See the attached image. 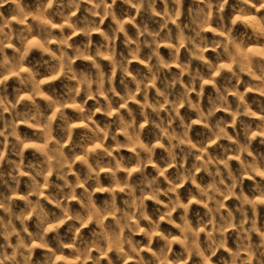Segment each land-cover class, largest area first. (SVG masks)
I'll return each instance as SVG.
<instances>
[{
  "label": "clouds",
  "instance_id": "clouds-1",
  "mask_svg": "<svg viewBox=\"0 0 264 264\" xmlns=\"http://www.w3.org/2000/svg\"><path fill=\"white\" fill-rule=\"evenodd\" d=\"M57 0H41V5L38 8L39 17H33L34 21L38 18L44 17L49 9ZM84 0H68V7L78 11L80 9L81 3ZM123 3L129 5L131 8L135 9V15L132 16V20L136 19V16H139L141 10L144 8L145 4H148V9L152 16H159L160 13L155 9L156 0H122ZM207 4L208 11H205L203 8L199 10V20L197 22V30L195 31V38L189 37L188 42L192 44V49H190V55L193 58L204 61L203 53L208 49L209 46L213 50L222 49V52L217 53L218 59H226L227 63H232L235 60L238 71L244 72L246 68L244 67L243 60L239 57V49L237 47L236 38L232 37V33L237 25L238 17H250L248 21L242 23V28L248 29L251 32V35L254 37L255 42L264 46V16H260L262 10H264V0H236V5L233 7L232 14L228 18L227 25L223 24V11L225 5L228 4V0H217L216 8L217 11L221 14V23L223 31L219 33L221 37H224V34L227 33V38H222L219 40H213L209 43L207 37L202 34L207 30L208 24L212 18V0H201ZM7 3H13L16 5L18 14L23 16V9L20 8L19 0H0V6H3ZM87 3L92 5V7L86 9L93 17L97 15V10L102 9L103 15L101 16V23L104 18L111 16L112 22L115 27L112 28V35L108 36L102 34L103 39L108 42L110 47H106L103 51L98 46L95 51L96 58H104L106 52H111L113 59L110 62L111 66V75L105 76V73L101 69L100 65L96 63L95 60L92 61V67L97 70L96 78L92 79L89 76L80 74L79 78L75 72L72 70V59L73 57L67 56V50L61 48L60 55L57 56L56 53H51L52 60L56 61L55 67L49 69V74L54 75L59 71V68L62 63H67V72L65 73L68 80H75L77 82L76 87H69L68 93L70 98L73 100L75 97L80 95L81 86L84 87L85 95L88 98H91L95 95L96 104L98 105L92 112L85 114L83 108H79L78 112L80 119L91 120L92 116L96 112H103L111 120L113 116V105L111 100L105 97V103L100 104L99 97L105 96V93H111L114 97H119L120 108L126 107L129 100H135L136 95L140 92H143V101L144 103L140 106L141 111L140 115L143 118V122L140 124L136 123V117L133 115L132 111L128 110V115L131 118L126 121L123 115H117V118L113 123L115 124V131H112L113 124H106L103 129L98 125H94L89 131L93 133V138L90 141L91 145H95L97 142L103 143L111 134V139L114 142V147H110L107 150H104L103 155L107 157H112V160L109 164H104L98 158L95 161V167L89 163L88 159H82L83 165L86 167V175L84 180H81L80 176H76V181L73 184L69 181L68 176L72 173V165L76 162L79 155L78 153H73L71 159L64 154L65 144L57 142L54 146L48 148L47 150L41 149V154L44 157V163L38 169L34 165H29L35 172V175L21 171L23 165V156H24V141L16 134L15 125H9L11 127V132L9 135L15 136L18 142V150L16 155L20 157V163L15 161H9L13 165V172L9 173L10 178L19 186L20 177L28 175L34 186L33 191L39 197L42 187L44 185H50V175L54 172L57 180L62 181V185L57 184L56 187L63 194L62 200H57L56 205L60 209V215L50 217L49 214L44 210L43 206L40 204L39 199L35 202L27 200V209L19 215H14L11 211L12 196L5 197L3 200H0V208H3L10 217L5 222V220L0 217V238H3L4 243L0 244V264H32L33 260V250L37 245L34 244V241H40L39 246L42 248H48L47 236L49 232L53 229L49 227L51 224H55L57 227L63 223L71 220L72 223L69 225V231L73 234V239L70 244H66L64 240L60 237L59 232H57V249L52 250L48 249V254L44 258L43 264H57L56 257L58 254H62L66 248H71L72 252L76 256L84 257V260L87 261L90 256L91 250L93 247H96L98 250L101 249L103 244V250L101 254L93 258L92 264H101L102 257L106 252L115 247L118 255L123 262L127 264V259L129 255H134L137 258V264H161L162 260H168V252L172 248L173 238L171 234L168 236L160 235V239L164 242L163 248L160 250L159 254L153 253V261L146 262L142 256L139 255L138 249H140L139 244H134L131 237L125 238L121 242L120 236L124 229H128L132 234L138 232L139 226L133 223V217L144 219L149 221L151 228L148 232L145 233V237L148 241V247L150 248L153 242V235H159L160 221L168 219L171 222L172 213L177 209L183 210V215L181 220L183 221V227H180V234L183 236L182 247L184 253L186 254L183 258L177 257L171 264H188V260L195 255L200 259V264H207V261L210 260L213 256L216 255V252L219 248L224 247L226 241V232L232 227L237 229V237L239 244L235 252H229L231 257L230 260H225L224 264H264V232H261L257 229L255 220L252 221L250 227L245 225L248 223V210L251 209L253 215L255 216L257 211L258 204L264 203V190L259 191V198L253 197L249 199L243 193V183L246 177L254 178L259 177L260 180L264 181V156L258 158L250 150L253 142L259 137V142L264 144V119L257 125L256 129H252L250 126L245 130V142L240 143L238 140L233 141V138L229 136L226 129L229 127V123L223 118L218 119L214 126L209 124V121L215 114L223 109L224 111L231 112L232 121L231 125L234 127L238 116H252L254 113L248 111L247 105L243 103V94L233 93L232 89L225 87L223 91L220 88H215L217 93L215 101L209 98L210 107L207 112L201 108L199 103H193L189 98L190 92L195 90L197 83H199L200 92L197 93L200 96L203 93L204 86L208 83L212 76H214L221 68V64L216 65L208 64L210 69V76L206 80L205 77L199 72L191 73L189 72L191 83L188 86H183L182 78L185 74L184 69L181 70L179 76H173L171 80L164 82V89H156V99L152 103L149 101V89L155 87L157 79L162 70L170 69L171 63L165 62V60L160 56L159 47L160 40L171 39V34L169 33L166 37H160V33H153L149 31L148 25L145 24L143 28H140L137 25L134 27L137 28V37L133 41L125 31L124 25L129 21L126 19H118L115 11L113 10V5L116 4V0H112L111 4L107 3V0H87ZM164 3V17L165 23L161 26V30L167 27V23L171 20L175 23V20L172 19V16H180V6L182 0H172V3L176 5L174 13L170 14L168 9V0H163ZM75 15V12H72L70 15L63 17L65 20H70L71 17ZM259 17V18H258ZM8 22L6 21L5 24ZM20 23L23 24L24 20L21 19ZM71 27V25H69ZM41 35L44 37L45 42L52 37V28L55 25H52L49 21L40 19ZM100 25L96 23L95 20H85V26L80 28L79 31L83 32L87 38V43L85 49L89 51V59H91V48H92V33L99 31ZM179 28V25H177ZM75 31V29H73ZM27 33V35L25 34ZM32 29L28 27L24 31L20 32L17 36L20 44L25 51L21 49H16L19 53V57L15 60V64L9 62L7 56H4L0 60V86L6 88L7 81V71L12 67H15L19 70L23 64V61L26 58V50L28 48V40L31 36ZM120 33H124L125 36V46L129 50V56L122 57L120 60H116L115 52V41L118 39ZM141 37L146 39L141 40ZM160 37L158 40L157 38ZM13 36L10 32H5L4 27L0 26V54L4 53L5 48L11 46V40ZM71 36L63 37L60 41L61 45H69V40ZM178 44L175 46V51L173 53L174 59L178 56L180 46L185 42V38L182 35L177 37ZM135 44V48H132L131 45ZM144 45L152 50L151 55L147 58L148 64L146 65L148 75H145L141 78L132 76L130 72L131 61L137 59L141 51V45ZM170 48L173 46L170 45ZM48 52L47 49L44 50L43 54ZM76 57H84V52L80 50L79 47L74 49ZM155 60V63L152 61ZM48 62L45 61V64ZM143 63V62H142ZM205 63H207L205 61ZM122 74L121 84L124 86V95H121L116 91V88L111 86L113 78L117 72ZM231 71V69H229ZM262 75H264V68L261 69ZM233 77L237 79V87H239V75L237 72L232 73ZM132 77V82L135 84V89L128 88L125 83L127 77ZM19 83L29 88L30 91L35 93V87L38 81L35 79L34 74L29 71L27 74L23 75L19 79ZM108 84L109 87L105 88V84ZM177 83H181L183 91L175 95V98L172 99L173 91ZM93 84L95 85V92L93 93ZM264 88V85L261 86ZM235 95L237 99V104L233 110L231 105L228 102L229 95ZM34 103V102H33ZM188 105L189 111H195L197 119H193L190 122L186 123L184 119L180 116V108L184 104ZM84 104H87V99H85ZM49 108L52 112H55V104L50 103ZM151 110V113L148 110ZM7 111V108L3 109ZM167 112V120L160 118L151 119V114H154L156 117H161V112ZM19 116L20 114L17 113ZM61 119L63 120L62 131L66 134V139L68 142L71 141L74 129V122L70 121L68 117L61 113ZM2 116V113H0ZM179 120V126L181 131L177 132L175 128H171L170 125ZM199 121L204 122V126L208 128L210 136L205 140L199 148L197 145L192 142L190 138V131L194 124ZM36 123L42 124L43 128L41 130V140L44 144H49L51 140V125L53 123L52 116H49L43 120H37ZM150 123L155 130L154 136L155 141L151 147L140 142V135L143 132L144 125ZM123 133L125 137V143H121L118 138L120 134ZM0 136H4L3 147L4 150L8 148V136L4 132H0ZM219 139H226L229 144H235V148L229 147L223 149V158L213 157L211 155H206L209 145L215 144ZM167 141V145L163 146L164 151L167 153L168 160L165 162L163 168H155L156 175L152 178H149L147 175L139 182V184H130V178L132 174V167L126 169L128 175L124 180H121L117 173L121 171V162L117 160L116 157L112 156V152L115 149L123 147H131L137 149L133 152L135 157V167L143 169L145 172L149 165L153 164V154L157 147V143L160 141ZM223 147V146H222ZM89 145H85L82 148V153L84 157H88ZM177 150H179V156L177 155ZM99 155L98 153H93ZM241 155L248 157L249 159L241 160ZM192 158L191 167H186L189 158ZM54 158V160H53ZM235 158L238 162L237 171H233L230 162ZM4 159L3 152H0V161ZM155 167V166H154ZM176 168L175 180H169L165 176V172L170 168ZM105 168H111L110 179L112 181V186L108 189H104L100 183V173ZM203 169L205 174L211 177V181L205 186L200 187L197 184L196 174L199 170ZM4 173L0 172V179H3ZM164 177L165 182L167 183L166 188H162L160 184V178ZM225 177L230 184L225 183ZM38 178H42L43 184L40 183ZM89 181H94L96 188L91 192L88 189H85L83 193L84 199L80 201L81 207L84 209V214L80 213H70L67 201L76 197V189L78 187H83L84 184H87ZM191 182V184L196 188V199L191 193L188 196V203H184L181 200L178 188L185 183ZM237 185L241 186V192L236 197L239 201V207L237 211L241 214L242 219L239 225H234V217L231 211H228L227 215L224 214V199L229 196H235V189ZM99 188L101 191H108L111 197V204L105 201V207L103 213L97 210L94 202L92 201V196L94 195L96 189ZM64 189L69 191L64 192ZM126 190L127 195L130 197L129 200H124L123 203L127 205L128 211H121L119 216L116 217L115 213L118 211L115 206L116 193L117 191L124 192ZM137 190H139V196H137ZM257 190H259V185H257ZM32 193L30 192V195ZM163 195L167 197L168 204H166L165 210L159 215L156 221H152L151 218L147 215L146 206L144 201L150 196L153 201L157 204L162 203L159 200V197ZM85 200L87 203H85ZM202 204L205 208V215L208 217L207 223L204 224V227L211 225V230L208 231L206 235V251L208 255H205V250L201 249L200 245V228L197 227L193 230L187 219L188 213L190 211L191 204L193 202ZM211 204V206H209ZM35 215L38 221L37 227L38 231L33 234L29 232L26 222L29 216ZM108 215L114 216V223L118 229L111 230L110 225H106L104 220ZM217 217L219 219L217 220ZM13 219L18 221L22 228L17 230ZM95 221L97 227L100 229L95 235L98 237L97 240H94L92 244H86L82 241L80 237L81 229L84 228L89 222ZM176 227L177 225H173ZM111 230V232H110ZM257 232L260 237V242L258 244H253L251 241V233ZM23 234H27V239H25ZM111 235V239L109 236ZM16 237V243L13 244L12 237ZM78 241L81 242V246L77 247ZM122 243L128 245V251L124 252L122 248ZM10 250V251H9ZM142 250V249H141ZM108 264H112L109 260Z\"/></svg>",
  "mask_w": 264,
  "mask_h": 264
},
{
  "label": "rangeland",
  "instance_id": "rangeland-1",
  "mask_svg": "<svg viewBox=\"0 0 264 264\" xmlns=\"http://www.w3.org/2000/svg\"><path fill=\"white\" fill-rule=\"evenodd\" d=\"M255 2V0H253ZM108 4L112 3V0H107ZM217 0H212V18L208 24L207 30L202 34L207 37L209 43L213 40H219L222 38H227V33L224 34V37L219 35L223 31L221 23V14L217 11L216 8ZM20 8L23 9V16L18 14V9L15 4L7 3L3 6H0V26L4 27L5 32H10L13 36L11 40V46L5 48L4 53L0 54V60L7 56L10 63L15 64V60L19 57V53L16 49L22 48L19 39L17 36L20 32L24 31L28 27H31L32 33L28 40V48L26 50V58L23 61V64L19 70L15 67H12L7 71V81L6 88L0 86V132H4L8 136V148L4 150L3 141L4 136H0V152H3L4 159L0 161V172L4 173L3 179H0V200H3L5 197L12 196L11 211L14 215H19L27 209V200L35 202L39 199L40 204L43 206L44 210L49 214L50 217L60 215V209L56 205L57 200L63 199V194L56 187L57 184L62 185V181L57 180L55 173L53 172L49 179L50 185H44L40 192L39 197L33 191L34 186L28 175L20 177L19 186L10 178L9 173L13 172V165L9 161H15L20 163V157L16 155L18 150V142L15 136L9 135L11 132V127L14 123L16 134L24 141V156H23V165L20 169L23 172L30 173L35 175V172L29 165H34L37 169L43 165L44 157L41 154V149L47 150L48 148L54 146L57 142L65 144L64 154L71 159L73 153L80 154L76 162L72 165V173L68 176V179L73 184L76 181V176L79 175L81 180H84L86 175V167L82 163V159H88L89 163L95 167V161L99 158L102 163L109 164L112 160V157H107L103 155L104 150L114 147V142L111 139V134L106 141L103 143L97 142L94 146L90 144V141L93 138V133L89 131L94 125H98L101 129L105 127L106 124H113L112 131H115V124L113 121L116 120L117 115H123L125 120L128 121L131 118L128 115V110L130 109L133 115L136 117V123L140 124L143 122V118L140 115L141 105L143 101V92H140L136 95L135 100H129L126 107L120 108L119 97L112 96L111 93H105V96L99 97L100 104L105 103V97L111 100L113 105V116L111 120L103 112H96L92 116L91 120L80 119L78 112L79 108H83L85 114L92 112L96 104V97L93 95L91 98L86 97L84 87L80 88V95L75 97L73 100L70 98L68 93L69 87H76L77 82L75 80H68L65 73L67 72V63H62L59 71L54 75L49 74V69L55 67L56 61L52 60L51 53H56L57 56L60 55L61 48L67 50V56L73 57L72 59V70L75 72L79 78L80 74L91 77L92 79L96 78L97 70L92 67V61L95 60L98 63L105 73V76L111 75V66L110 62L113 59L111 52H106L104 58H96L95 51L99 46L103 51L106 47H110L107 41L103 39L102 34L108 36L112 35V28L115 25L112 22L111 16L104 18L101 23V16L103 15L102 9L97 10V15L93 17L86 9L92 7L87 0L81 3L80 9L76 11L75 9L68 7V0H57L48 13L34 21L33 17H39L38 8L41 5V0H19ZM236 5V0H228V4L225 5L223 15V24L227 25L228 18L232 14L233 7ZM164 3L163 0H156L155 9L160 13L159 16H152L148 4L146 3L144 8L141 10L139 16H136V19L133 21L131 18L135 15V9L131 8L129 5L122 2V0H116V4L113 5V10L118 19H126L129 22L124 25L125 31L128 36L135 41L137 37V28L134 25L143 28L145 24L148 25L149 31L160 33V37H166L169 33L171 34V39L160 40L159 53L160 56L165 60V62L171 63L170 69H164L161 71L159 78L157 79L155 87L149 89V101L154 103L156 99V89H164V82L171 80L173 76H179L181 70L187 66L185 74L182 78L183 86H188L191 83L189 72L196 73L199 72L207 80L210 76V69L208 64L216 65L221 64L220 70L212 76V79L205 84L203 93L198 96L197 93L200 92L199 83L195 90L190 92L189 98L192 102L199 103L201 108L207 112L210 107L209 98L215 101L217 93L215 88H220L221 91L225 87L232 89L233 93L243 94V103L247 105L248 111L254 113L252 116H238L236 124L233 127L231 125L232 116L231 112L224 111L221 109L218 111L214 117L209 121V124L214 126L215 122L218 119L223 118L229 123V127L226 129L229 136L233 138V141H239L240 143L245 142L244 132L250 126L252 129H256L257 125L264 119V88L261 86L264 85V75H262L261 69L264 68V46L257 44L254 37L251 35V32L248 29L242 28V23L248 21L250 17H238L237 25L235 30L232 33V37L236 38L237 47L239 49L238 55L244 62V67L246 71L239 72L235 60L232 63H227L226 59H218L217 53L222 52V49L213 50L211 46L204 51V61L193 58L190 55V49H192V44L188 42L189 37L195 38V31L197 30V22L199 20V10L203 8L205 11H208L207 4L201 2V0H182L180 6V16L177 18L174 15L172 19L175 20L173 23L171 20L168 21L167 27L161 30V26L165 23L164 17ZM168 9L169 13H174L176 5L172 3V0H168ZM72 12H75V15L71 17L70 20H65L63 17L70 15ZM260 16H264V10H262ZM259 18V17H258ZM23 19L24 23L21 24L20 20ZM40 19L49 21L55 27L52 28V37L45 42L44 37L41 35ZM85 20L91 21L95 20L97 24L100 25L99 31L93 32L92 39V48L91 59H89V51L85 49L87 43V38L84 33L79 31L80 28L85 26ZM8 22L5 24V22ZM71 25V27L69 26ZM179 25V28L177 27ZM75 29V31H73ZM182 35L185 38V42L180 46L179 54L174 59L173 53L175 51V46L178 44L177 37ZM27 35V33H25ZM71 36L69 40V45H61L60 41L63 37ZM160 37L157 39L159 40ZM146 39L141 37V40ZM125 36L124 33H120L118 39L115 41V52L116 60H120L122 57L129 56V50L125 46ZM173 47L170 48L169 46ZM79 47L82 52H84V57L78 58L74 53V49ZM132 48H135V44L131 45ZM47 49L48 52L44 53V50ZM152 50L143 44L141 45V51L137 59L131 61L130 72L132 76H136L138 79L148 75L147 67L148 57L151 55ZM45 61L48 63L45 64ZM205 61L207 63H205ZM143 62V63H142ZM155 63V60L152 61ZM231 69V71H229ZM31 71L35 79L38 81L35 87V93L30 91L28 87L21 85L19 79L21 76L27 74ZM237 72L239 75V87H237V79L233 77L232 73ZM122 74L117 70L112 85L116 88V91L121 95H124V86L121 84ZM125 83L128 88L135 89V84L132 82V77L129 76L125 79ZM181 83H177L173 91L172 99L175 98L176 94H179L183 91ZM109 87L106 83L105 88ZM95 92V85L93 84V93ZM85 99H87V104H84ZM34 102V103H33ZM228 102L234 110L237 104L236 96L229 95ZM55 104V112L49 108V104ZM7 108V111L3 109ZM151 113V110H148ZM17 113L20 115L18 116ZM61 113H64L68 119L74 122L73 135L70 142L66 139V134L62 131L63 120L61 119ZM49 116H52L53 123L51 125V140L49 144H44L41 140V130L43 128L42 124H37V120H43ZM180 116L184 119L186 123L190 122L193 119H197L195 111H189L188 105L185 103L180 108ZM160 118L167 120V112L162 111L161 117H156L154 114H151V119ZM171 128H175L177 132L181 131L179 126V120H176L170 125ZM155 130L153 129L150 123L144 125L142 134L140 135V142L151 147L155 141L154 136ZM190 138L192 142L197 145V148L208 139L210 133L208 128L204 126L203 121H199L193 125L190 133ZM121 143H125V137L123 133L118 137ZM259 137L253 142L251 146V151L258 158L264 156V144L259 142ZM85 145H89L88 157H84L82 153V148ZM167 145V141H160L157 143V147L153 154V164L149 165L146 172L135 167V157L133 152L137 149L131 147H123L115 149L112 152V156L116 157L117 160L121 162V171L117 173L118 177L121 180H124L128 173L126 169L132 167V174L130 178V184H139L145 175L149 178H152L156 175L155 168H163L165 162L168 160L167 153L164 151V147ZM223 146V147H222ZM235 148V144H229L226 139H219L215 144L209 145L206 155H211L213 157L223 158V149L224 148ZM93 153H98L95 155ZM177 155L179 156V150H177ZM241 160L249 159L248 157L241 155ZM54 160V158H53ZM192 158L190 157L186 167H191ZM155 166V167H154ZM232 170L237 171L239 165L235 158L230 162ZM113 169L105 168L100 173V183L104 189H108L112 186V181L110 179L111 172ZM176 168H170L165 172V176L169 180H175ZM40 183L43 184L42 178H38ZM197 184L200 187H205L210 181L211 177L205 174L204 170L201 169L196 174ZM225 183L230 184V181L225 177ZM160 184L162 188L167 187V183L164 180V177L160 178ZM257 185H259V190H257ZM243 193L252 199L253 197L259 198V191L264 190V181L260 180L259 177L249 178L246 177L243 183ZM96 188L94 181H89L87 184H84L83 187H78L76 189V197L67 201L70 213H80L84 214V209L81 207L80 201L84 199L83 193L85 189H88L91 192ZM69 191L64 189V192ZM30 192L32 193L30 195ZM181 200L184 203H188V196L191 193L196 199V188L189 181L184 185L178 188ZM241 192V186L237 185L235 189V196H229L224 199V214L227 215L228 211L233 213L234 225H239L242 216L237 211L239 207V201L237 196ZM137 196H139V190H137ZM124 200H129L130 197L127 195L126 190L124 192L117 191L115 206L117 212L115 216L118 217L121 211H128L127 205L123 203ZM159 200L162 202L157 204L149 196L145 201L147 215L151 218L152 221H156L159 215L165 210V205L168 204L167 197L161 195ZM92 201L94 202L97 210L101 213L104 211L105 201L111 204V197L108 191H101L99 188L96 189L94 195L92 196ZM85 203L87 201L85 200ZM211 206V204L209 205ZM205 208L202 204L193 202L188 213V221L193 230L197 227L200 228V245L201 249L205 250V255L208 253L206 251L207 245L206 233L211 230V225L204 227V224L207 223L208 217L205 215ZM183 215L182 209H177L172 213L171 222L167 218L160 221L159 235H153V242L151 247H148V241L145 237V233L148 232L151 228L149 221L133 217V223L139 226V231L135 234H132L128 229H124L120 239L121 242L125 238L131 237L134 244H139L140 249L139 255L144 258L146 262L153 261V253L159 254L160 250L164 246V242L160 239V235L168 236L171 234L173 238L172 248L168 252V260H162L161 264H171L177 257L183 258L186 254L182 247L183 236L180 234V227H183V221L181 216ZM0 217H2L5 222L9 218L8 213L4 211L3 208H0ZM219 217H217V220ZM255 220L257 229L261 232H264V203L258 204L257 211L255 216L253 215L251 209L248 210V223L246 227H250L252 221ZM15 227L17 230H21L22 225L13 219ZM106 225H110L111 230H117V227L114 223V216L108 215L104 220ZM72 223L71 220L63 223L59 227L55 224L49 225L51 232L47 236L48 248H42L39 246L40 241H34V244L37 245L33 250V260L32 264H43L44 258L48 254V249L56 250L57 249V240L56 235L59 232L60 237L64 240L66 244H70L73 239V234L69 231V225ZM38 221L35 215L29 216L26 226L29 229V232L35 234L38 231L37 227ZM177 225L174 227L173 225ZM110 230V232H111ZM100 229L97 227L95 221L89 222L84 228L81 229L80 237L82 241L86 244H92L94 240H97L98 237L95 233H98ZM25 239H27V234H23ZM226 241L223 248H219L216 252V255L213 256L210 260L207 261V264H224L225 260H230L231 257L229 252H235L237 250L239 240L237 237L236 227H232L226 232ZM111 239V235L109 236ZM251 241L253 244H258L260 242V237L257 232L251 233ZM13 244L16 243V237H12ZM3 238H0V244H3ZM77 247L81 246V242L78 241ZM122 248L124 252L128 251V245L122 243ZM142 249V250H141ZM103 250V244L101 249L98 250L96 247H93L88 257L87 261L84 260L82 256H76L73 254L71 248H66L62 254H58L56 257L57 264H92L93 258L101 254ZM10 251V250H9ZM111 260L112 264H123L120 255H118L115 247L110 248L106 254L101 259V264H108ZM127 264H137V258L134 255H129L127 259ZM188 264H200V259L193 255L189 260Z\"/></svg>",
  "mask_w": 264,
  "mask_h": 264
}]
</instances>
